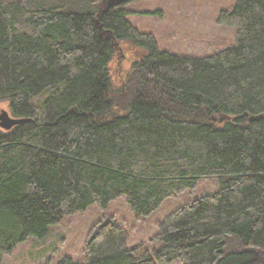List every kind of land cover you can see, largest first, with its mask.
<instances>
[{"label": "trees", "instance_id": "trees-1", "mask_svg": "<svg viewBox=\"0 0 264 264\" xmlns=\"http://www.w3.org/2000/svg\"><path fill=\"white\" fill-rule=\"evenodd\" d=\"M128 0H0V261L67 215L123 196L143 217L217 177L158 225L151 252L94 225L86 262L264 264V0H234V43L191 58L157 49ZM142 51L114 86L119 43Z\"/></svg>", "mask_w": 264, "mask_h": 264}, {"label": "rangeland", "instance_id": "rangeland-1", "mask_svg": "<svg viewBox=\"0 0 264 264\" xmlns=\"http://www.w3.org/2000/svg\"><path fill=\"white\" fill-rule=\"evenodd\" d=\"M233 3L234 0H128L121 6L129 11L126 21L138 31L150 34L158 50L201 58L233 45L234 27L217 21L219 13L230 10ZM141 53L128 43L117 45L113 60L109 63L115 87L120 84L121 73ZM1 112L8 114L6 102L0 101ZM5 130L0 126L1 132ZM218 183L217 177L199 178L193 189L167 197L143 217H137L130 211L123 196L114 198L104 208L92 204L49 226L44 237H28L18 243L12 251L2 255L0 264H54L63 256L74 262H86V240L94 225L102 220L122 228L127 245H142L143 249L151 252L161 244L156 238L159 223L184 203L214 193ZM167 264L181 263L173 261Z\"/></svg>", "mask_w": 264, "mask_h": 264}, {"label": "water", "instance_id": "water-1", "mask_svg": "<svg viewBox=\"0 0 264 264\" xmlns=\"http://www.w3.org/2000/svg\"><path fill=\"white\" fill-rule=\"evenodd\" d=\"M18 122V120L10 118L6 112L0 113V126L3 128H9L13 123Z\"/></svg>", "mask_w": 264, "mask_h": 264}, {"label": "bare ground", "instance_id": "bare-ground-1", "mask_svg": "<svg viewBox=\"0 0 264 264\" xmlns=\"http://www.w3.org/2000/svg\"><path fill=\"white\" fill-rule=\"evenodd\" d=\"M8 115V114H7ZM9 116V115H8ZM5 129H7V128H5Z\"/></svg>", "mask_w": 264, "mask_h": 264}]
</instances>
